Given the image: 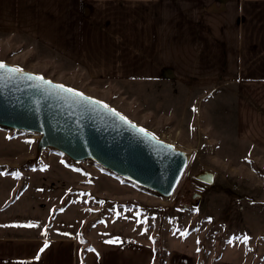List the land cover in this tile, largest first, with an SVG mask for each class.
<instances>
[{
  "label": "rangeland",
  "instance_id": "1",
  "mask_svg": "<svg viewBox=\"0 0 264 264\" xmlns=\"http://www.w3.org/2000/svg\"><path fill=\"white\" fill-rule=\"evenodd\" d=\"M9 1L0 2V62L22 69L23 74L17 75L42 76L53 86L64 85L84 98L66 92L72 97L94 104L90 97L100 106L111 107L144 129L140 133L151 143L185 153L186 163L174 186L162 194L93 158L55 147L41 131L0 124V220L13 221L0 223V234L21 236L27 224L36 225L31 236H37L40 229L45 233L55 223L58 210L72 205L73 211L74 206L80 209L78 217L84 222L78 237L83 243L86 211L103 219L109 206L115 209L121 204L128 212L142 214L148 227L158 226L153 239L156 264L164 253L161 234L177 247L181 241L186 248H194L198 264L218 260L264 264V133L248 131L250 124H245L247 128L240 125L239 107L246 85L216 81L190 85V92L150 85L145 96L133 80H98L55 57L44 43L46 37L40 35L35 17L45 15L40 11L44 4ZM110 22L117 28L128 24L123 19ZM129 26L133 27V20ZM206 170L214 174L212 185L196 179ZM64 192L66 198L59 203ZM159 213L182 223H149L147 215ZM68 215H60L56 223Z\"/></svg>",
  "mask_w": 264,
  "mask_h": 264
},
{
  "label": "crops",
  "instance_id": "2",
  "mask_svg": "<svg viewBox=\"0 0 264 264\" xmlns=\"http://www.w3.org/2000/svg\"><path fill=\"white\" fill-rule=\"evenodd\" d=\"M28 2L44 4L40 11L45 15L35 16L39 32L62 61L98 80H133L145 96L152 86L160 85L190 92V85L216 81L244 84L240 125L244 128L250 124L248 131L264 133V0ZM111 19H123L128 24L125 28L111 27ZM130 20L133 27L129 26ZM64 198L65 192L59 203ZM74 210L72 205L58 210L46 235L40 229L37 236H31L33 227L24 228L21 236L14 232L0 234V264H156L153 239L158 226L145 225L142 214L128 212L121 204L115 209L109 206L103 219H95V213L87 210L88 228L83 231L86 241L80 243L79 225L83 227L84 222L80 223L78 217L80 209L74 206ZM67 213L56 223L60 215ZM147 216L149 223H182L160 213ZM12 222L11 218L0 220ZM159 237L164 246L161 264H198L194 248H186L181 241L182 246L177 247L165 234ZM117 238L118 243L105 242ZM214 264L236 263L218 260Z\"/></svg>",
  "mask_w": 264,
  "mask_h": 264
},
{
  "label": "water",
  "instance_id": "3",
  "mask_svg": "<svg viewBox=\"0 0 264 264\" xmlns=\"http://www.w3.org/2000/svg\"><path fill=\"white\" fill-rule=\"evenodd\" d=\"M0 124L41 131L55 147L93 158L162 194L182 170V154L175 149H160L93 104L22 75L0 80ZM196 179L212 185L214 174L202 171Z\"/></svg>",
  "mask_w": 264,
  "mask_h": 264
},
{
  "label": "snow or ice",
  "instance_id": "4",
  "mask_svg": "<svg viewBox=\"0 0 264 264\" xmlns=\"http://www.w3.org/2000/svg\"><path fill=\"white\" fill-rule=\"evenodd\" d=\"M8 74H23V70L20 69L19 67L9 68L3 62H0V80L6 79ZM25 78L28 79V80H31V81H37V82H41L43 84L51 85V81H45L42 76L27 74L25 76ZM53 87L55 89H58V90L62 91V92L72 93L73 95L79 96L82 99L84 98L82 93L76 92L75 90L70 89V88H66L64 85H55ZM93 103H100V102L99 101H93ZM102 106L104 108L108 107L107 105H102ZM113 113H114V115L119 116V113H115L114 110H113ZM120 119L121 120H125V118L122 117V116H120ZM125 122H127V121L125 120ZM140 132L143 133V132H145V130L144 129H140ZM24 227L31 228V227H36V225L27 224V225H24ZM43 234L46 235V232L43 233ZM248 239L249 238L247 236L243 237V242L247 243ZM105 242L108 243V244H115V243H118L119 241H118V238H117L116 240H108V241H105ZM229 242L231 243V241H229ZM47 247H48V243H47V241H45L44 248H47ZM44 248H41L40 251L42 252L44 250ZM89 251H92V249H89Z\"/></svg>",
  "mask_w": 264,
  "mask_h": 264
},
{
  "label": "bare ground",
  "instance_id": "5",
  "mask_svg": "<svg viewBox=\"0 0 264 264\" xmlns=\"http://www.w3.org/2000/svg\"><path fill=\"white\" fill-rule=\"evenodd\" d=\"M51 85L53 86V84H51ZM89 100L92 101V102H93V101H98V100L93 99V98H90V97H89ZM93 105H94L95 107H97L96 105H99V109H100L102 112H104V113L107 114V115H110L111 117H113L114 119H116L117 121H119L122 125H124V126L127 127L128 129H130L131 131H133V132H135V133H137V134L143 136V134L140 133V128H139L138 126H136V125H135L134 123H132V122H129V121L125 122V120H121V119H120V116H121V115H119V116L114 115V113H113V110H114V109H112L111 107L104 108L103 106H100V103H94ZM100 107H102V108H100ZM114 111H115V110H114ZM115 113H116V111H115ZM143 137H144V136H143ZM145 138H146V137H145ZM154 145H156L158 148L162 149V146L159 145V144H157V143H155V142H154ZM185 163H186V155H185V153H183V154H182V166H183Z\"/></svg>",
  "mask_w": 264,
  "mask_h": 264
},
{
  "label": "trees",
  "instance_id": "6",
  "mask_svg": "<svg viewBox=\"0 0 264 264\" xmlns=\"http://www.w3.org/2000/svg\"><path fill=\"white\" fill-rule=\"evenodd\" d=\"M162 262V261H161ZM159 264H161V263H159Z\"/></svg>",
  "mask_w": 264,
  "mask_h": 264
}]
</instances>
